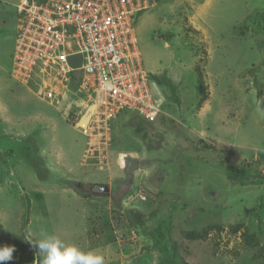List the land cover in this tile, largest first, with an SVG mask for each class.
I'll return each instance as SVG.
<instances>
[{
  "label": "rangeland",
  "instance_id": "obj_1",
  "mask_svg": "<svg viewBox=\"0 0 264 264\" xmlns=\"http://www.w3.org/2000/svg\"><path fill=\"white\" fill-rule=\"evenodd\" d=\"M17 2L0 0V246L16 249L6 264H37L25 238L41 230L105 264H152L173 247L180 264H264V0H158L143 12V67L176 96L158 86L156 122L124 112L101 141L77 126L87 94L72 84L51 102L13 76Z\"/></svg>",
  "mask_w": 264,
  "mask_h": 264
},
{
  "label": "built area",
  "instance_id": "obj_2",
  "mask_svg": "<svg viewBox=\"0 0 264 264\" xmlns=\"http://www.w3.org/2000/svg\"><path fill=\"white\" fill-rule=\"evenodd\" d=\"M156 3L18 0L13 76L33 84L34 92L51 102H59L80 81L78 92L87 94L93 107L80 128L100 141L108 139L111 122L124 112L156 122L163 100L155 95L159 85L143 67L135 34L136 19ZM72 55L82 56L79 68L70 65Z\"/></svg>",
  "mask_w": 264,
  "mask_h": 264
},
{
  "label": "clouds",
  "instance_id": "obj_3",
  "mask_svg": "<svg viewBox=\"0 0 264 264\" xmlns=\"http://www.w3.org/2000/svg\"><path fill=\"white\" fill-rule=\"evenodd\" d=\"M43 258V264H105L102 253L95 249L83 250L78 245L66 243L55 233L41 230L38 238H25ZM15 246H0V264L13 259Z\"/></svg>",
  "mask_w": 264,
  "mask_h": 264
},
{
  "label": "trees",
  "instance_id": "obj_4",
  "mask_svg": "<svg viewBox=\"0 0 264 264\" xmlns=\"http://www.w3.org/2000/svg\"><path fill=\"white\" fill-rule=\"evenodd\" d=\"M158 1V0H157ZM197 71L199 72V85H200V89H201V99H200V103L199 106H201L205 101H206V88L207 86L205 85V81L203 78V74L200 70V68H197ZM152 79L157 83V85L159 86H167L168 88H170V90L173 92V95L176 96V90H175V86L174 84L166 77H161V76H153ZM74 88L78 89L79 85H80V81L75 80V82L73 83ZM264 91L263 88L261 86H258L257 88V105L258 107L264 111ZM175 98V97H174ZM164 124L168 125V123L165 121V119H163ZM136 132L137 133H141L142 132V128L141 126L138 124L136 126ZM146 138V133H143V139ZM191 147L193 148H197V149H204V150H211V151H216L217 148L214 145H203V146H199L196 143L190 141L189 142ZM222 163L223 164H228L233 170L237 169V166L233 163H230L229 160L227 158H222ZM230 179L234 180L235 178L231 175ZM94 190V189H93ZM233 232H238L240 230L239 226L238 227H234L232 228ZM162 235L158 232L157 237L162 238ZM200 236L196 237L199 238ZM162 240V239H161ZM166 252H164L163 256H154L152 264H180L177 261L176 258V249L173 247L172 251L170 254H165ZM37 264H43V258L42 256L38 253V249H37ZM30 264H34L35 263V258L33 257V255L31 254L30 257ZM183 264H188L186 262H184Z\"/></svg>",
  "mask_w": 264,
  "mask_h": 264
},
{
  "label": "water",
  "instance_id": "obj_5",
  "mask_svg": "<svg viewBox=\"0 0 264 264\" xmlns=\"http://www.w3.org/2000/svg\"><path fill=\"white\" fill-rule=\"evenodd\" d=\"M69 63L73 68H79L82 65V56L81 55H72L69 57ZM81 76V72L77 71L75 73V77L76 78H80ZM103 192L105 193H109V188H104L102 189Z\"/></svg>",
  "mask_w": 264,
  "mask_h": 264
},
{
  "label": "bare ground",
  "instance_id": "obj_6",
  "mask_svg": "<svg viewBox=\"0 0 264 264\" xmlns=\"http://www.w3.org/2000/svg\"><path fill=\"white\" fill-rule=\"evenodd\" d=\"M92 109H93V107H91V109H90V111H89L88 113H90V112L92 111ZM85 118H86V117H85ZM87 121H88V118H86L85 121L79 123L77 126H78V127H83V126L86 125ZM120 159H122V157H121Z\"/></svg>",
  "mask_w": 264,
  "mask_h": 264
},
{
  "label": "flooded vegetation",
  "instance_id": "obj_7",
  "mask_svg": "<svg viewBox=\"0 0 264 264\" xmlns=\"http://www.w3.org/2000/svg\"><path fill=\"white\" fill-rule=\"evenodd\" d=\"M94 190L95 191H102V188H100L99 186H94Z\"/></svg>",
  "mask_w": 264,
  "mask_h": 264
}]
</instances>
